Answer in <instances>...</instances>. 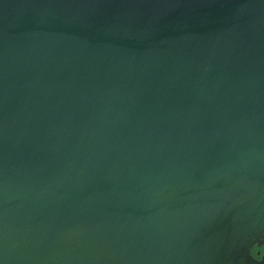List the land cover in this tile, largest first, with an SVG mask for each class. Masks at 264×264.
I'll return each mask as SVG.
<instances>
[{
    "label": "water",
    "instance_id": "1",
    "mask_svg": "<svg viewBox=\"0 0 264 264\" xmlns=\"http://www.w3.org/2000/svg\"><path fill=\"white\" fill-rule=\"evenodd\" d=\"M264 0H0V264H264Z\"/></svg>",
    "mask_w": 264,
    "mask_h": 264
},
{
    "label": "trees",
    "instance_id": "2",
    "mask_svg": "<svg viewBox=\"0 0 264 264\" xmlns=\"http://www.w3.org/2000/svg\"><path fill=\"white\" fill-rule=\"evenodd\" d=\"M256 250L264 251V244H263L261 247L254 246V247L251 249V252H252L253 255H255V251H256Z\"/></svg>",
    "mask_w": 264,
    "mask_h": 264
},
{
    "label": "flooded vegetation",
    "instance_id": "3",
    "mask_svg": "<svg viewBox=\"0 0 264 264\" xmlns=\"http://www.w3.org/2000/svg\"><path fill=\"white\" fill-rule=\"evenodd\" d=\"M256 251H257V250H256ZM256 251H255V255H254V256L259 257V255H256ZM259 251H260V250H259ZM262 252H264V251H260V254H261Z\"/></svg>",
    "mask_w": 264,
    "mask_h": 264
}]
</instances>
